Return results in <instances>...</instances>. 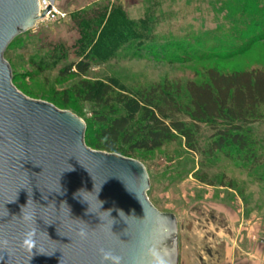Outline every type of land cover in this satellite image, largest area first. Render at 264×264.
<instances>
[{"label":"rangeland","instance_id":"1","mask_svg":"<svg viewBox=\"0 0 264 264\" xmlns=\"http://www.w3.org/2000/svg\"><path fill=\"white\" fill-rule=\"evenodd\" d=\"M56 3L68 18L39 23L19 35L5 59L22 94L82 119L93 142L103 119L128 116L127 103L141 95L167 93L186 108L191 102L188 84L207 81L210 70L224 75L264 71V0ZM101 23L108 31L97 34L92 44L88 34ZM73 64L90 66L84 75L75 68L65 74ZM259 114L260 119L241 132L247 141L244 150L231 142L215 149L217 133L226 126H196L181 115L193 132L195 150L178 136L151 152L137 151L130 157L115 153L145 166L149 200L176 217L179 264H205L202 258L211 245L219 251L231 228L241 227L246 236L251 212L264 213V106ZM139 121L140 115L132 130ZM240 233L231 235L238 239Z\"/></svg>","mask_w":264,"mask_h":264},{"label":"water","instance_id":"2","mask_svg":"<svg viewBox=\"0 0 264 264\" xmlns=\"http://www.w3.org/2000/svg\"><path fill=\"white\" fill-rule=\"evenodd\" d=\"M51 8L40 15L39 0H0V264H101V248L122 264H151L149 247L179 264L176 217L149 200L145 166L90 149L82 119L14 86L7 49ZM22 213L37 228L32 253L21 247Z\"/></svg>","mask_w":264,"mask_h":264},{"label":"trees","instance_id":"3","mask_svg":"<svg viewBox=\"0 0 264 264\" xmlns=\"http://www.w3.org/2000/svg\"><path fill=\"white\" fill-rule=\"evenodd\" d=\"M116 22L114 21V24ZM101 25L102 23L92 29L91 33H87L92 44L97 34L103 35L108 31L107 26L101 28ZM89 66L73 64L65 74H72L75 68L79 74L84 75ZM207 78L208 80L201 84H188L190 107L183 108L167 93L141 95L139 99L131 100L127 103V106L131 104L128 116L102 120L97 141L93 142L86 131L87 146L107 153L121 151L130 157L136 155L137 151L157 150L165 143L173 142L178 136H182L189 148L195 150L193 132L187 123L180 119V116L184 115L196 126L208 124L214 130L218 129V124L226 126L224 131L217 133L220 139L213 143L215 149L221 150L229 145V142L238 144L240 149H246L247 141L241 132L260 119L259 109L264 106V71L224 75L213 69L207 73ZM139 115L141 124L132 130L131 124ZM231 131H236L237 134L231 135ZM125 146L129 148L125 149Z\"/></svg>","mask_w":264,"mask_h":264},{"label":"crops","instance_id":"4","mask_svg":"<svg viewBox=\"0 0 264 264\" xmlns=\"http://www.w3.org/2000/svg\"><path fill=\"white\" fill-rule=\"evenodd\" d=\"M240 229L231 228L226 235L227 240L220 242L222 247L219 251L215 244L211 245V251L202 258L205 264H210V260L215 258L214 264H264V213L251 212V227L247 229L246 236L244 232L240 233ZM220 232L219 235H222L224 230ZM233 232L240 233L238 239L233 238Z\"/></svg>","mask_w":264,"mask_h":264},{"label":"clouds","instance_id":"5","mask_svg":"<svg viewBox=\"0 0 264 264\" xmlns=\"http://www.w3.org/2000/svg\"><path fill=\"white\" fill-rule=\"evenodd\" d=\"M23 223L27 226V230L23 234V240L21 243V247L28 252H33V249L37 248V228L33 226V218L29 215H25L22 213L20 216ZM78 237L81 241H85L89 237V233L81 229L78 232ZM3 243L7 245V241L4 240ZM147 256L151 260V264H166L165 258L160 254V252L154 248L149 247L147 249ZM100 257H101V264H122L123 257L117 255L111 249H100Z\"/></svg>","mask_w":264,"mask_h":264},{"label":"built area","instance_id":"6","mask_svg":"<svg viewBox=\"0 0 264 264\" xmlns=\"http://www.w3.org/2000/svg\"><path fill=\"white\" fill-rule=\"evenodd\" d=\"M39 5H40V15H42L49 6H51L52 8L46 14L45 17L41 18L37 22V24L42 22H63L68 18V13L60 10L56 2L54 5H51L50 0H39Z\"/></svg>","mask_w":264,"mask_h":264}]
</instances>
